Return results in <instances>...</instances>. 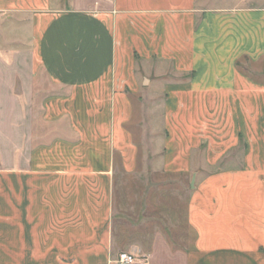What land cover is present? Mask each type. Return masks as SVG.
<instances>
[{"label": "crops", "instance_id": "1", "mask_svg": "<svg viewBox=\"0 0 264 264\" xmlns=\"http://www.w3.org/2000/svg\"><path fill=\"white\" fill-rule=\"evenodd\" d=\"M120 253L264 264V0H0V264Z\"/></svg>", "mask_w": 264, "mask_h": 264}, {"label": "rangeland", "instance_id": "2", "mask_svg": "<svg viewBox=\"0 0 264 264\" xmlns=\"http://www.w3.org/2000/svg\"><path fill=\"white\" fill-rule=\"evenodd\" d=\"M160 68H158V70H159ZM164 70H167L168 71V69L166 68V69H164ZM247 70V69H246ZM256 75V74H255ZM158 102V105H156V107L157 106H160L161 105V102L160 101H157ZM133 103L135 104V107H139V108H141L142 107V104H140V103H138V101H136V100H133ZM157 104V103H156ZM145 107H149V105L148 104H146V105H144ZM151 106H153V104H151ZM157 118V121H156V123H157V125L158 126H160V120H159V115L156 117ZM207 145V144H206ZM159 150V149H158ZM147 168V166H146V164H142V168H141V170L142 171H146V170H148V169H146ZM154 168V167H153ZM157 170V172H155V177H158V178H153L152 180H156V182H158V183H164V181H165V179H164V177L161 175V173H160V168H159V166H157V169L155 168V170L154 169H151L150 168V172H152V171H156ZM161 175V176H160ZM126 181V180H125ZM172 182L174 183V185L175 186H177L178 188H184V189H186V188H189L190 187V183H191V176H189V177H187V178H185V177H174L173 179H172ZM148 183V180L146 179V180H142V184H141V188H146V184ZM127 184V183H126ZM125 184V185H126Z\"/></svg>", "mask_w": 264, "mask_h": 264}, {"label": "built area", "instance_id": "3", "mask_svg": "<svg viewBox=\"0 0 264 264\" xmlns=\"http://www.w3.org/2000/svg\"><path fill=\"white\" fill-rule=\"evenodd\" d=\"M137 258L129 253H120L114 264H136Z\"/></svg>", "mask_w": 264, "mask_h": 264}]
</instances>
